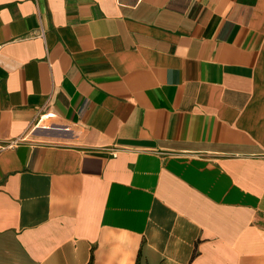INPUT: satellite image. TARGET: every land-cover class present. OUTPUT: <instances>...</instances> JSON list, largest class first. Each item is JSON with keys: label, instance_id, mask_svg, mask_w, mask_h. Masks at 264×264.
Returning <instances> with one entry per match:
<instances>
[{"label": "crops", "instance_id": "0c3cea01", "mask_svg": "<svg viewBox=\"0 0 264 264\" xmlns=\"http://www.w3.org/2000/svg\"><path fill=\"white\" fill-rule=\"evenodd\" d=\"M0 264H264V0H0Z\"/></svg>", "mask_w": 264, "mask_h": 264}]
</instances>
